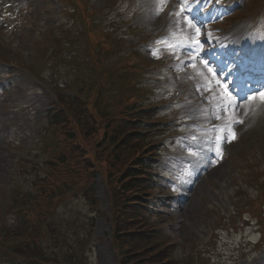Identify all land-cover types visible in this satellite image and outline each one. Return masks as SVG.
I'll return each instance as SVG.
<instances>
[{
    "label": "rangeland",
    "instance_id": "obj_1",
    "mask_svg": "<svg viewBox=\"0 0 264 264\" xmlns=\"http://www.w3.org/2000/svg\"><path fill=\"white\" fill-rule=\"evenodd\" d=\"M114 1L117 0H91L97 8L104 6V12V8L112 5ZM31 4L30 14L26 17L19 30L16 28L12 30L8 29V32H4L3 29L1 30L4 37L0 34L2 37H0V56L5 57L7 62L18 63L22 69L29 68L35 71L37 76L33 74L32 78L39 82L41 88H47L50 93L49 96H45L43 93L44 91H42L43 94L41 92L38 93L37 91H33L32 88L20 86L16 82L15 87L11 90H7L5 96L3 95L0 97L2 107H4L6 103L9 106V110L0 113V135L2 138L3 132L8 131L7 126L9 122L25 124L26 128L19 130L16 139L18 142L30 147V150L26 151L27 153L31 152L35 154L38 152L35 150V138L42 132L40 128L45 120L46 104L56 100L55 88H62L63 86L59 87V85L61 86L68 83L69 87L75 89L78 86V83H76L78 78L96 81L99 77L94 72L87 73L86 68L81 69L76 75L68 76L65 74L68 71L66 67H62V64L65 62L69 63L67 59L70 60L74 56H78L79 52L82 53L83 48L81 46H83V44L78 41L76 50H70L68 48H73L74 41L68 40V44L64 43V41L58 43L54 41V38L59 35L60 37L63 36V33L59 31L56 35H53L55 34L53 31H55L57 27H60V29H62V27H67L66 25H68L69 22L72 23V21L70 18L68 19L64 16L61 4H59L58 0H37L31 1ZM36 6H42L40 13L36 12ZM61 11L62 13H60ZM149 18H152L151 14L149 16V13H144L139 20L145 22L148 21ZM140 21L134 20L135 23H140ZM149 23H151V21H149ZM227 24L230 25L229 22H227ZM104 29H106V26H104ZM75 33H77V31ZM128 42L135 43L136 41L128 37ZM61 44H66L68 48H65V50L60 53L61 57L59 58V53H55V50L59 49ZM107 45L111 47L109 42ZM122 54L114 52L112 56L114 62L111 63H113L115 71L119 70L120 72L129 73L125 76L124 80L126 86L132 87V74L134 73L136 77L139 76L142 72L141 67L145 69L150 65H147L144 60L151 61L147 57L143 60L144 55L142 54L135 55L136 58H133L134 56L127 57V54L123 53V49ZM79 60L82 61V57H80ZM109 62L110 61L101 60L100 65L106 66ZM41 68V75L43 76L37 74L40 73L39 70ZM100 77L104 81L107 80L105 72L101 74ZM107 85H109V89H106V93L101 91V104L111 106L112 104L120 103L119 93L124 89L122 80L117 78L114 85H110L109 83ZM95 97L96 95L91 94V98ZM131 99L132 98H126L124 100ZM22 103L24 105L30 103V106H33L31 112L34 113L35 116L32 119L26 120L30 116H27L28 114H26L25 110L16 111V109H13L15 106H20ZM31 103H34L35 106ZM260 103V101H255L251 106L254 108ZM253 117L254 119L251 118L249 126L253 127L257 124L258 127L256 129L258 132L257 130L253 133L250 132L245 138L241 139L240 144L235 143L232 147L233 149L229 152L230 157L222 163L219 170L215 169L208 177L206 176L205 180L200 181L193 198L189 201V204L184 210L180 211L178 216H176L178 210L171 211L169 206L163 205L168 200L159 205L157 211L150 213L151 217L166 229L167 239L177 242L172 252L173 257L176 259L175 262L200 264L198 260L199 252H202L200 247L205 248V246H202V243L205 241L204 239L206 236L209 239L211 234L210 230L218 224V217H222L223 223L231 225H235L239 221L241 226L238 227L236 232L231 228V225L228 231H220V238H222V240L218 244L215 255L218 256L219 252H227V256L229 257V249H232L233 245H240L238 244V240L244 231L242 224L248 226V222L240 220L241 218H239L235 211H237L239 205L245 204L250 197L256 194L259 186V181L256 183L258 177L255 175L252 176L251 170L247 169V172H242L240 168L243 166L246 167L249 163L251 165L261 166L264 162V103L254 109ZM15 159L16 158H12L8 156L7 153L0 150V205L4 207L10 205L8 192L9 190H13V186L31 187L29 181L30 177L26 176L22 170L16 171L14 169ZM262 168L264 169V165ZM13 169L15 171H13ZM233 177L237 181V184L234 183ZM154 183L156 185V182H153L149 183L148 186ZM95 187L97 189L96 195L101 202V209L107 213V216L96 215L94 221L95 226L91 237H88V226H86L85 223L86 220L89 221V208L82 198H76L73 199V201L62 204L54 220L57 222L59 228H61V232L64 233L67 231L71 234L69 235L71 238V245L74 247L71 253L80 251L75 242L78 236L85 240L86 248L84 254H87V256H84L85 264L87 262L88 264H121L117 253L118 250H116V248L114 249L115 246H113L111 240V227L113 226L115 228L114 219H110L108 216L111 212L112 193L108 190L101 176H98L96 179ZM156 192H158V190H156ZM158 196L163 197L164 195L159 194ZM2 200L4 201L1 203ZM256 202L257 201L253 200V203ZM158 203L159 201L157 200V204ZM173 204L176 205L174 202ZM231 215H237L238 218ZM5 222L8 226L14 225V216L12 214H7ZM73 229L78 231V236L73 235ZM239 231H242L241 234H236ZM226 241L229 242L228 246H226ZM133 244L134 243L131 245ZM123 245L124 248L127 249V253L134 252L133 249L130 248L128 236L123 238ZM214 247L215 246L211 245V249ZM186 248L192 249L189 253V257L182 256L183 250ZM130 258L131 255H128L129 260ZM217 259L216 257V260ZM244 264H264V250L256 252L249 258H246Z\"/></svg>",
    "mask_w": 264,
    "mask_h": 264
},
{
    "label": "snow or ice",
    "instance_id": "obj_2",
    "mask_svg": "<svg viewBox=\"0 0 264 264\" xmlns=\"http://www.w3.org/2000/svg\"><path fill=\"white\" fill-rule=\"evenodd\" d=\"M159 2L160 3H166L167 0H159ZM186 3H187V0H182V5H181L180 12L174 13V15L182 16L183 23H185L187 27L192 29L195 32V34L199 36V35H201V28H200V26H198L197 23H195L193 21V19L189 18V16L187 15V13L191 11V9H190V7L186 6ZM157 11L158 12L162 11V8H158ZM195 44H196V49L195 50H196L197 53H200V52L204 51V45H203L202 41L196 40ZM168 46L169 47H175V45H172V44H169ZM154 55H155V53H154ZM190 58H194V57H190ZM199 63L203 65V67L207 70V73L211 74V76L215 80V84L219 88L222 89V93L218 92V93H216V95L219 98L218 99V103H220L222 105V110L226 114L229 115V124H230V126L228 127L227 131L230 134L231 140H234V139H236V133H235L234 129L231 127V125L232 124L243 123V120L239 117V115L237 113H235V107H238L237 97L229 89V87H228L226 82H221L217 78V75H218L217 71L211 66L210 62L207 59H202V60L199 61ZM191 66L194 69L197 68L196 64H193ZM202 75H203V73H202ZM205 79H207V78L205 77ZM206 90L210 91L211 89L206 87ZM257 97L259 98L261 103H264V92L255 93V94L249 96L247 98L246 102L255 101L257 99ZM217 151L219 153V147L217 148Z\"/></svg>",
    "mask_w": 264,
    "mask_h": 264
},
{
    "label": "trees",
    "instance_id": "obj_3",
    "mask_svg": "<svg viewBox=\"0 0 264 264\" xmlns=\"http://www.w3.org/2000/svg\"><path fill=\"white\" fill-rule=\"evenodd\" d=\"M43 204L44 205H48L49 201L48 200H44ZM42 216H44V213L42 211H36L35 212L36 220L41 219ZM126 236H128V242L130 244L134 243L132 245L134 252H128V255H131L129 263L130 264H152V261H149L148 256L145 255L146 253L142 252L141 249H140V240L142 238H144V240L146 241L145 234L144 233H132V234H128Z\"/></svg>",
    "mask_w": 264,
    "mask_h": 264
}]
</instances>
